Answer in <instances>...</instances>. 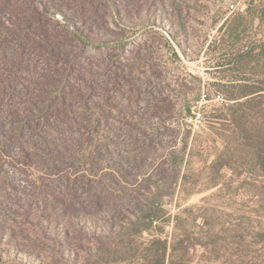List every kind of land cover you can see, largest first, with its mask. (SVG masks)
Here are the masks:
<instances>
[{
	"label": "rangeland",
	"instance_id": "rangeland-1",
	"mask_svg": "<svg viewBox=\"0 0 264 264\" xmlns=\"http://www.w3.org/2000/svg\"><path fill=\"white\" fill-rule=\"evenodd\" d=\"M245 8L0 0V264H264V99L212 53Z\"/></svg>",
	"mask_w": 264,
	"mask_h": 264
},
{
	"label": "trees",
	"instance_id": "trees-1",
	"mask_svg": "<svg viewBox=\"0 0 264 264\" xmlns=\"http://www.w3.org/2000/svg\"><path fill=\"white\" fill-rule=\"evenodd\" d=\"M218 31L221 35L219 42L222 45L212 50V53L219 54L222 58L217 68L231 79V83H238L223 87L222 92L225 93L226 100L230 102L227 108L253 105L254 109H260L261 99H264V0H246L245 10L233 14ZM225 45L226 47H223ZM251 66H256L261 70L259 72L261 79L258 81L261 86L248 83L246 75ZM257 111L261 112V110ZM242 115L239 110H234L231 117L240 121ZM253 156L260 163L262 173H264V146L255 150ZM143 221L146 225L140 232L150 231L155 220L145 216ZM161 244L163 245V257L159 263L164 264L168 242L164 241ZM175 246V243L170 246L172 251L176 250Z\"/></svg>",
	"mask_w": 264,
	"mask_h": 264
}]
</instances>
